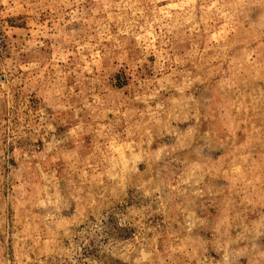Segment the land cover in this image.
<instances>
[{
	"label": "clouds",
	"instance_id": "1",
	"mask_svg": "<svg viewBox=\"0 0 264 264\" xmlns=\"http://www.w3.org/2000/svg\"><path fill=\"white\" fill-rule=\"evenodd\" d=\"M0 264H264V0H0Z\"/></svg>",
	"mask_w": 264,
	"mask_h": 264
}]
</instances>
